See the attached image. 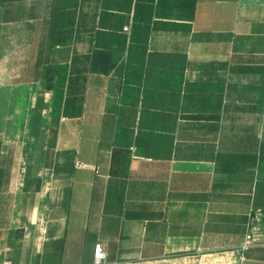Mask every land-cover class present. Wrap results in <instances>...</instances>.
I'll use <instances>...</instances> for the list:
<instances>
[{
  "label": "crops",
  "instance_id": "crops-1",
  "mask_svg": "<svg viewBox=\"0 0 264 264\" xmlns=\"http://www.w3.org/2000/svg\"><path fill=\"white\" fill-rule=\"evenodd\" d=\"M250 208L264 0H0V264H229Z\"/></svg>",
  "mask_w": 264,
  "mask_h": 264
},
{
  "label": "built area",
  "instance_id": "built-area-1",
  "mask_svg": "<svg viewBox=\"0 0 264 264\" xmlns=\"http://www.w3.org/2000/svg\"><path fill=\"white\" fill-rule=\"evenodd\" d=\"M264 214L260 209L250 208L248 213L247 232L244 235V240L235 250V256L229 264H245V253L248 249L257 243H260L264 237V231L261 227ZM107 253L101 244L94 245L91 264H107Z\"/></svg>",
  "mask_w": 264,
  "mask_h": 264
},
{
  "label": "rangeland",
  "instance_id": "rangeland-1",
  "mask_svg": "<svg viewBox=\"0 0 264 264\" xmlns=\"http://www.w3.org/2000/svg\"><path fill=\"white\" fill-rule=\"evenodd\" d=\"M20 93H21V96L22 97H24V95H25V90L24 89H22L21 91H20ZM20 107H22V109L24 110L27 106H25V105H21ZM22 110V117H23V114H24V111ZM18 128L19 129H24V121L22 120L21 121V123L19 124V126H18ZM223 251H227V250H223ZM225 256V255H224ZM179 257H183V256H178V257H172V256H170L169 258H166L164 261H160V262H154L153 264H185L184 263V261H182L181 263H174V261H176L175 260V258H179ZM232 261V260H231ZM231 261H229V259H228V261H226V263L227 262H231ZM228 264V263H227Z\"/></svg>",
  "mask_w": 264,
  "mask_h": 264
},
{
  "label": "trees",
  "instance_id": "trees-1",
  "mask_svg": "<svg viewBox=\"0 0 264 264\" xmlns=\"http://www.w3.org/2000/svg\"><path fill=\"white\" fill-rule=\"evenodd\" d=\"M67 109V104L64 105V113H65V110ZM67 113V112H66Z\"/></svg>",
  "mask_w": 264,
  "mask_h": 264
}]
</instances>
